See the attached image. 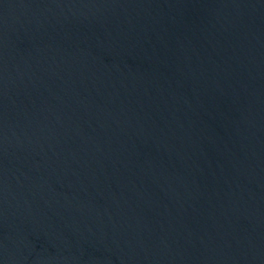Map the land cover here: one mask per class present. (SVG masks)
<instances>
[{
    "label": "water",
    "instance_id": "obj_1",
    "mask_svg": "<svg viewBox=\"0 0 264 264\" xmlns=\"http://www.w3.org/2000/svg\"><path fill=\"white\" fill-rule=\"evenodd\" d=\"M0 264H264V0H0Z\"/></svg>",
    "mask_w": 264,
    "mask_h": 264
}]
</instances>
